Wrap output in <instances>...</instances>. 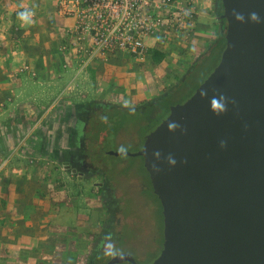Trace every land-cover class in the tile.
Returning a JSON list of instances; mask_svg holds the SVG:
<instances>
[{
  "label": "rangeland",
  "instance_id": "obj_1",
  "mask_svg": "<svg viewBox=\"0 0 264 264\" xmlns=\"http://www.w3.org/2000/svg\"><path fill=\"white\" fill-rule=\"evenodd\" d=\"M212 6V0H183L182 9L193 10L194 18L187 21L182 32L174 29L175 32L150 37L147 51L141 56L118 53L109 61L99 60L100 66L86 73L83 88L74 91L81 98L103 96L137 103L173 86L171 96L165 102L162 100L164 107L151 105L136 112L125 111L124 120L113 122V131L100 151L112 173L122 175V171L128 170L124 176H129L132 166L142 169L141 156L108 151H137L144 137L168 115L167 109L188 99L219 63L223 50L216 41L218 25ZM43 55L51 65V55L40 57ZM25 57L21 54L14 68L0 67V264H79L87 240L79 239L77 231L92 226L93 208L81 198L64 196L62 175L46 155L44 135L50 109L72 97H39L46 91L45 82L59 78L62 70L58 63L40 72L32 70ZM3 58L0 54L2 63ZM24 74L29 78L23 79ZM37 80L42 83L38 89L33 86L35 91L30 96L16 94L17 89ZM122 185L127 191L128 182ZM127 194L122 209L128 218L120 214L124 226H129L134 215L147 223L153 215L148 200L130 195L129 191ZM75 204L83 210H73ZM37 233L43 238L39 245L32 244L31 239ZM144 234L145 240L141 234L129 232L136 242L134 246L145 250L147 264L156 257L159 248L147 243L150 235ZM30 249L36 251L32 253ZM130 249L129 244L121 245L111 254ZM141 250L131 252L136 255Z\"/></svg>",
  "mask_w": 264,
  "mask_h": 264
},
{
  "label": "water",
  "instance_id": "obj_2",
  "mask_svg": "<svg viewBox=\"0 0 264 264\" xmlns=\"http://www.w3.org/2000/svg\"><path fill=\"white\" fill-rule=\"evenodd\" d=\"M220 1L219 63L140 150L110 151L142 156L161 201L151 264H264V0Z\"/></svg>",
  "mask_w": 264,
  "mask_h": 264
},
{
  "label": "flooded vegetation",
  "instance_id": "obj_3",
  "mask_svg": "<svg viewBox=\"0 0 264 264\" xmlns=\"http://www.w3.org/2000/svg\"><path fill=\"white\" fill-rule=\"evenodd\" d=\"M212 5L216 20L221 19L218 18L220 15L216 14L223 13L221 1L218 0L216 5L215 0H212ZM162 93L144 98L137 103H127L103 96L71 98L53 105L48 113L44 133L45 152L62 175L60 184L64 196L81 198L90 202L93 208L91 218L95 219L92 221V226L86 228L87 230L77 231L80 234L79 239L84 242L87 240L79 264H134L130 256L136 264H145V250L141 246L139 248L134 246L136 242L132 235L129 236L130 230L141 234L144 240V233L149 234L147 243L158 246V254L147 264H151L163 249V208L154 191L144 158L141 156L142 169L132 166L129 168L132 170L131 174L124 176L128 170L122 171V175L112 173L100 154L105 140L113 131L114 121H120L125 111L136 112L137 109L151 105L160 108L161 105L163 106L159 98ZM146 136L138 150L143 147ZM125 181L128 182L127 191L130 195H136L139 199L143 197L150 203L145 201L150 211H153L147 223L140 222L134 215L129 226H124L122 216L128 218L123 214L122 209L123 197L128 195L122 185ZM72 207L75 211L83 210L77 204ZM128 244L133 251L142 250L137 253L138 255H134L131 249V251H117L111 254L114 249ZM121 255L128 257L122 261H113Z\"/></svg>",
  "mask_w": 264,
  "mask_h": 264
},
{
  "label": "built area",
  "instance_id": "obj_4",
  "mask_svg": "<svg viewBox=\"0 0 264 264\" xmlns=\"http://www.w3.org/2000/svg\"><path fill=\"white\" fill-rule=\"evenodd\" d=\"M183 0H60V13L75 18L66 34L82 69L108 61L118 53L141 56L147 40L174 29L182 32L194 11L183 10ZM175 32V31H174Z\"/></svg>",
  "mask_w": 264,
  "mask_h": 264
},
{
  "label": "crops",
  "instance_id": "obj_5",
  "mask_svg": "<svg viewBox=\"0 0 264 264\" xmlns=\"http://www.w3.org/2000/svg\"><path fill=\"white\" fill-rule=\"evenodd\" d=\"M59 4V0H0V54L4 55L3 63L0 61V67L6 68L13 65L14 68L21 54L26 56L25 60L31 69L39 72L44 68H52L54 63H58L62 70L60 77L46 81L44 84L47 85L46 91L39 97L79 98L80 96L74 91L83 88L86 73L90 68H98L101 60L93 63L88 69H82L79 59L72 55L73 49L71 48L69 52L63 49V45L70 42V36L66 32L75 25V20L60 14ZM23 11L29 13L26 18L18 15ZM40 54H47V56L50 54L51 65L46 55L40 57ZM27 76L24 74L23 79H28ZM39 83L42 82L29 81V85L17 89L16 94L30 96L35 91L33 86L38 89ZM31 239L32 244L39 245L43 238L40 233H37ZM34 251L36 250L30 249L32 253ZM38 252L37 248L36 253Z\"/></svg>",
  "mask_w": 264,
  "mask_h": 264
},
{
  "label": "trees",
  "instance_id": "obj_6",
  "mask_svg": "<svg viewBox=\"0 0 264 264\" xmlns=\"http://www.w3.org/2000/svg\"><path fill=\"white\" fill-rule=\"evenodd\" d=\"M218 15H221V13H216ZM217 24H218V30H217V36H216V41H219V45H222V50L224 49L225 47V44H226V40H225V28H226V22H225V19L221 18L219 20H216ZM193 68V67H192ZM190 71V70H188ZM173 93V86H170V87H167L163 93L159 96L160 98V101L162 103V100L163 102H165V100L167 101V98L171 96V94ZM193 94V93H192ZM191 96V95H190ZM189 96V97H190ZM188 97V98H189ZM164 105V104H163ZM165 108H166V105H165ZM169 108L167 109V114L169 112ZM120 117V116H119ZM123 116H121V120H124L122 118ZM120 121H118V123H120Z\"/></svg>",
  "mask_w": 264,
  "mask_h": 264
},
{
  "label": "clouds",
  "instance_id": "obj_7",
  "mask_svg": "<svg viewBox=\"0 0 264 264\" xmlns=\"http://www.w3.org/2000/svg\"><path fill=\"white\" fill-rule=\"evenodd\" d=\"M21 18H26L28 15H29V13L28 12H22V13H19L18 14ZM253 15H255V14H253ZM157 155H159V154H157ZM169 162L170 163H172V164H175V159L174 158H172V157H169Z\"/></svg>",
  "mask_w": 264,
  "mask_h": 264
}]
</instances>
